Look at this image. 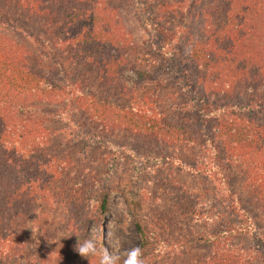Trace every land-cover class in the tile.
<instances>
[{"label":"trees","instance_id":"obj_1","mask_svg":"<svg viewBox=\"0 0 264 264\" xmlns=\"http://www.w3.org/2000/svg\"><path fill=\"white\" fill-rule=\"evenodd\" d=\"M197 1L194 8L202 6L201 1ZM208 2L194 16L201 23L197 24L195 34L198 37L186 57L187 70L183 69V74L194 84L201 85L204 91L201 97L192 99L195 103L194 121L198 123L196 133L192 132L184 118L178 125L165 119L156 122L153 117L144 115L142 110L119 101V96L124 95L126 89L123 73L126 66L132 67L131 55L135 52V45L131 47L133 37L125 27L120 7L134 5V1L0 0V18L6 21L24 13L27 19L38 25L36 27L63 57L76 63L80 61L82 71L83 66H88L102 82L121 85L118 99L111 94L102 97L97 91L78 87L75 102L89 123L102 129L111 128L136 137H146L147 141L153 140L157 145L171 148L176 142H186L183 151L186 147L199 146L201 161L198 158L192 163L179 157L176 158L179 165L193 175H210L214 182L217 180L224 186L222 189L226 190L230 199L231 218L238 223L230 230L222 231L255 241L264 251V233L256 225L249 208L241 203L240 189L232 190L236 188L232 181L240 160L243 163L239 167L246 165L240 168L246 173L244 187L248 185L249 191L259 200L264 198V106L260 110L253 108L256 112L252 116L247 114L248 110L251 111L254 95L258 96L257 92L264 90V0ZM139 3L141 6V1L135 3L137 9ZM139 19L154 30L152 43L161 46V40L164 41L166 32L171 28L142 13ZM159 35L164 36L159 38ZM192 35L190 33L189 37ZM35 58L24 45H19L5 31L0 32V260L8 263L16 259L14 264H17L25 255V249L31 245L34 255L38 249L44 254L45 264H99L96 261L99 256L81 257L75 246L78 240L83 243L88 239L89 221L97 218L103 223L109 209L110 193L101 180L96 181L90 175L82 176L75 171L78 149L73 143L77 142V137H85L80 126L76 128L75 136L71 137L72 132L66 134L58 121L56 125L54 120L38 117L37 102L59 103L62 98L71 95V89L68 81L62 84L46 77V71L41 70L40 62ZM137 73L151 76L146 69H138ZM211 100L216 101L215 108L208 105ZM221 102L227 104L222 106ZM237 107L241 111L231 112ZM211 119L214 124L209 128ZM149 143L150 147L143 144L142 148H153L154 142ZM128 150L134 151L133 148ZM138 157L148 160L144 154ZM94 181L97 183L95 186ZM94 197L96 213L90 208ZM185 198L189 200L190 197ZM127 200L145 264H159L156 261L162 260L166 251L164 245L169 244H165L166 239L140 218L139 208L135 207L133 200L129 197ZM40 201L46 209L66 211L65 228L72 239L69 246L62 245L47 251L41 244L38 245L40 235L36 236V229L27 239L19 234V222L35 218L33 216L39 211ZM41 214L50 219L52 213L46 216L44 211ZM57 220L62 221L63 218L58 216ZM157 225L160 230H167L161 221ZM209 234L214 240L220 232L211 231ZM190 242L189 239L186 244L191 245ZM218 246L220 249L208 257L195 261H164L161 264H248L243 253L221 247V244ZM97 247L103 248L101 241ZM123 259L120 264H123Z\"/></svg>","mask_w":264,"mask_h":264},{"label":"rangeland","instance_id":"obj_2","mask_svg":"<svg viewBox=\"0 0 264 264\" xmlns=\"http://www.w3.org/2000/svg\"><path fill=\"white\" fill-rule=\"evenodd\" d=\"M130 1H134V5L120 8L123 11L125 27L133 37L131 47L135 45V52L131 55L132 67L126 66L123 73L126 89L124 95L119 96V101L130 104L139 111L142 110L144 115L148 118L153 117L156 122L165 119L177 122L178 125L181 124V118H184L187 120L185 123L189 122L192 132L196 133L198 123L195 124L194 121L195 103L192 99H198L204 91L201 85L194 84L183 74V69L187 70L186 57L198 37L197 33L195 34L197 24L201 23L194 16L201 7L209 3V0H198L197 3L201 1L202 6L195 8L196 0ZM138 1L142 2L141 6L138 4L139 9L135 7ZM141 13L149 19H158L157 21L163 22L162 26L171 28V31L166 32L164 41L161 40V46L152 43L154 30L141 22L139 19ZM23 14L19 13L6 21L0 18V32L5 31L19 45H24L26 49L32 51L35 59L40 62L41 70L46 71V77L62 84L68 81L71 89V95L62 98L59 103L37 102L38 117L54 120L56 125L59 122L66 134L72 132L71 137L75 136L78 131L76 128L80 126L85 137L84 139L77 137V142L73 143L78 149V153L75 154L77 164L75 171L82 176L90 175L96 181L101 180L110 193L109 209L104 215L103 223L101 224V220L97 218L88 222L86 231L88 239H94L97 243L101 241L103 248L119 254L121 258H124L126 250L139 247L140 239L133 222V213L129 208L127 200L129 197L135 207L139 208L137 210L140 218L166 239L165 244L170 245H164L166 249L164 257L156 263L189 259L195 261L216 252L220 249L218 245L221 244V247L226 246L243 253L248 264H264V251L255 241L222 231L238 223L231 218L230 199L226 190L222 189L224 186L217 180L214 182L210 175H193L179 165L177 161L179 157L192 163L197 162L198 158L201 161L202 156L198 153L200 147H186L183 151L186 142H176L177 144L171 148L157 145L153 140L147 141L146 137H136L111 128L102 129L89 123L75 102L78 87L97 91L102 97L111 94L113 98L118 99L121 85L117 82L100 81L88 66H83L82 71L80 61L76 63L71 61V58L63 57L56 46L36 27L38 25ZM190 33H193L191 38ZM162 36L159 35V38ZM138 69H146L147 73L151 72V76L138 75ZM252 93L256 94L249 92ZM257 94L258 96L254 95L251 111H247L251 116L256 112L253 108L260 110L264 106V90H259ZM216 104V101L211 100L208 105L215 108ZM225 104L227 103L221 102L222 106ZM235 111L239 112L241 108L237 107L231 112ZM208 123L210 128L214 121L211 119ZM86 138L91 142L84 141ZM149 142H154L153 148H142L143 144L149 146ZM118 148L121 149L120 152L117 151ZM130 148L134 151H129ZM139 154L146 155L148 160H140ZM169 158L170 160H167ZM241 163L243 162L238 160V167ZM238 167L236 166L237 173L232 181L236 188L232 190L240 189L238 195L241 196V203L249 208L255 217L256 225L264 233V198L259 200L249 191L248 185L244 187L247 183L246 173L240 168H245L246 165ZM96 181L94 186L97 184ZM182 190L185 192L182 193ZM185 196L190 197L189 200ZM95 199L96 197L92 198L90 207L93 213L97 212ZM186 202L189 204L185 205ZM42 203L43 201L39 202V211L33 216L35 218L19 222L21 228L19 234L26 238L36 229V236L40 235L37 243L47 251L56 250L62 245L69 246L72 239L65 228L66 211L46 209ZM44 211L46 216L47 213H52L50 219L42 216L41 213ZM58 216L63 220L58 221ZM159 221L166 225L167 230H160V226H156ZM211 231L220 234L211 240L209 234ZM189 239L192 241L191 245L186 244ZM35 247L39 248L37 245ZM39 250L34 255V247L28 246L25 255L17 264L33 262L45 264V256ZM160 256L161 254L159 258ZM96 261H99V258ZM15 262L16 259H11L8 263L0 260L2 264Z\"/></svg>","mask_w":264,"mask_h":264},{"label":"clouds","instance_id":"obj_3","mask_svg":"<svg viewBox=\"0 0 264 264\" xmlns=\"http://www.w3.org/2000/svg\"><path fill=\"white\" fill-rule=\"evenodd\" d=\"M75 250L81 257L87 259L91 256H99V264H120L119 254L110 252L107 248L97 247V242L94 239H86L83 243L78 240ZM123 264H145L143 250L139 247L126 250Z\"/></svg>","mask_w":264,"mask_h":264}]
</instances>
